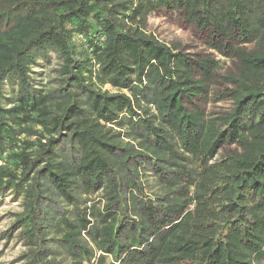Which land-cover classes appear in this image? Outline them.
<instances>
[{
	"label": "trees",
	"instance_id": "16d2710c",
	"mask_svg": "<svg viewBox=\"0 0 264 264\" xmlns=\"http://www.w3.org/2000/svg\"><path fill=\"white\" fill-rule=\"evenodd\" d=\"M6 197L26 264H264V0H0Z\"/></svg>",
	"mask_w": 264,
	"mask_h": 264
},
{
	"label": "rangeland",
	"instance_id": "374dc122",
	"mask_svg": "<svg viewBox=\"0 0 264 264\" xmlns=\"http://www.w3.org/2000/svg\"><path fill=\"white\" fill-rule=\"evenodd\" d=\"M147 31L167 45L179 43L190 54L209 53L204 45V36L182 22V19L176 13L161 9L149 14L147 17ZM78 40L76 39L75 41ZM216 58L220 61V66L217 70L218 74L225 75L226 72L233 69V63L230 59L220 56ZM38 63L39 66H35L34 70L42 74L39 79L42 83H46V81L54 77L52 70L58 67V62L51 55L48 61L40 60ZM220 87V81L216 82L213 86V93L221 91ZM102 90L114 92L108 85L103 86ZM229 106V103L211 98L206 105V110L208 112L224 111ZM19 211V205L12 198L6 197L0 199V264H26L23 257L26 247L22 241L18 240L16 232H9L14 216Z\"/></svg>",
	"mask_w": 264,
	"mask_h": 264
}]
</instances>
